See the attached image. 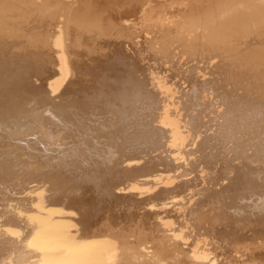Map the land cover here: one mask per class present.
<instances>
[{"label": "bare ground", "instance_id": "bare-ground-1", "mask_svg": "<svg viewBox=\"0 0 264 264\" xmlns=\"http://www.w3.org/2000/svg\"><path fill=\"white\" fill-rule=\"evenodd\" d=\"M0 264H264V0H0Z\"/></svg>", "mask_w": 264, "mask_h": 264}, {"label": "rangeland", "instance_id": "rangeland-1", "mask_svg": "<svg viewBox=\"0 0 264 264\" xmlns=\"http://www.w3.org/2000/svg\"><path fill=\"white\" fill-rule=\"evenodd\" d=\"M209 133H211V132H209ZM194 175H195V173L193 172V174L191 176H194Z\"/></svg>", "mask_w": 264, "mask_h": 264}]
</instances>
